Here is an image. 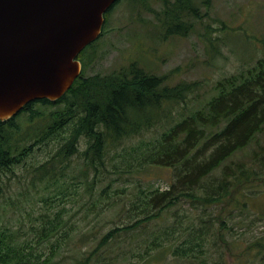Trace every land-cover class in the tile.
<instances>
[{
  "label": "trees",
  "instance_id": "obj_1",
  "mask_svg": "<svg viewBox=\"0 0 264 264\" xmlns=\"http://www.w3.org/2000/svg\"><path fill=\"white\" fill-rule=\"evenodd\" d=\"M205 15L195 0H165L156 11L164 38L188 35L190 17ZM87 64L56 102L34 101L0 120V264H60L56 258L64 250L73 255L66 264H264V240H252L231 263L227 238L232 212L248 211L252 190L264 183V143L259 140L264 136V56L218 79L204 98L196 94L199 81L171 85L168 74L136 62L92 75H85ZM153 129L151 138L127 145ZM254 143L258 148L249 156L250 165L233 160ZM35 146L48 147L47 158L27 162ZM76 154L84 160L78 170L70 163ZM17 166L25 174L19 175ZM163 168L172 173L166 189L154 184L138 192L136 186L126 192L114 188L130 180L124 173ZM12 176L22 186L20 195L28 197L32 189L48 192L41 196L44 208L38 215L29 204L23 218L8 214L9 205L1 199ZM71 193L79 199L69 201ZM120 198L129 202L122 213ZM67 203H76L77 211L86 209L89 222L111 211L125 214L127 222L90 230L89 238L70 225ZM185 204L189 209L177 213ZM81 242L94 244L82 249Z\"/></svg>",
  "mask_w": 264,
  "mask_h": 264
},
{
  "label": "rangeland",
  "instance_id": "obj_2",
  "mask_svg": "<svg viewBox=\"0 0 264 264\" xmlns=\"http://www.w3.org/2000/svg\"><path fill=\"white\" fill-rule=\"evenodd\" d=\"M164 1L120 0L108 13L106 12L107 24H104V35L88 45L80 55V60L88 62L85 75L108 74L136 62L153 73L168 74L166 83L171 85L181 81H199L201 84L196 94L197 97L204 98L211 93L212 86L218 79L237 73L264 56V0H195L201 12L206 15L202 20L190 17L193 28L188 35L179 34L167 38L162 36L164 29L156 16V11L164 7ZM209 30L211 32L207 33ZM209 38L214 39V46L210 44ZM155 132V129L146 132L127 145H132L139 139H149ZM259 140L264 143V136ZM84 146L85 140L82 139L81 148ZM34 148L37 151L34 156L26 159L27 162L44 161L47 158L44 150L47 152L48 147L44 150H40L38 146ZM257 148V144L254 143L238 152L233 160L246 162L248 166L252 160L249 156ZM70 163L78 170L83 166L84 160L76 154ZM16 172L19 175L25 174L21 166H17ZM93 173L94 171L90 170L88 175L92 177ZM220 173L221 169L217 171V174ZM122 176L130 180L118 181L117 184L114 183V188L126 192L134 190L136 186L138 192L139 188L146 190L151 184L161 189L168 188L172 173L170 169L163 168L141 173L135 170ZM98 187H101L100 183ZM77 188L82 192V186ZM20 189L21 184L12 176L9 189L6 191V199H1L4 204L11 206L6 209L8 214L22 213L23 218L24 209L29 204L36 208L35 215H38L44 208L41 196L48 195V192L32 189L29 196L25 197L19 194ZM251 195L252 204L249 205V210L244 213L234 210L232 220H229L232 230L228 232L227 238L232 242L231 263L232 259H236L234 254L243 251L252 240H264V183L255 187ZM67 199L75 200L79 199V196L71 193ZM121 202L118 213H122L123 207L129 204L123 199ZM184 208L189 209L185 204L177 208L176 212L180 213ZM77 209L76 203H67L68 211L64 214H67V218L72 216L70 225L87 232L89 238L94 233L90 230H106L114 224L127 222L126 215L117 216L116 211H111V215L101 214L89 222L85 216L86 209L82 208L79 211ZM158 223L160 221L156 224ZM91 244L94 242H90L89 245ZM78 245L82 246V249L89 246H85L84 242ZM56 259L60 260V264H66L73 259V255L70 250H64Z\"/></svg>",
  "mask_w": 264,
  "mask_h": 264
},
{
  "label": "water",
  "instance_id": "obj_3",
  "mask_svg": "<svg viewBox=\"0 0 264 264\" xmlns=\"http://www.w3.org/2000/svg\"><path fill=\"white\" fill-rule=\"evenodd\" d=\"M118 0H0V120L56 102L82 73L79 54Z\"/></svg>",
  "mask_w": 264,
  "mask_h": 264
},
{
  "label": "flooded vegetation",
  "instance_id": "obj_4",
  "mask_svg": "<svg viewBox=\"0 0 264 264\" xmlns=\"http://www.w3.org/2000/svg\"><path fill=\"white\" fill-rule=\"evenodd\" d=\"M78 59L80 60V54L78 56ZM82 62V65L84 64V61L80 60ZM83 71V70H82Z\"/></svg>",
  "mask_w": 264,
  "mask_h": 264
}]
</instances>
